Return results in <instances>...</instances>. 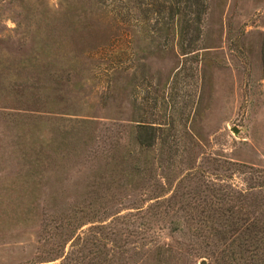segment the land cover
Here are the masks:
<instances>
[{
  "label": "rangeland",
  "instance_id": "obj_1",
  "mask_svg": "<svg viewBox=\"0 0 264 264\" xmlns=\"http://www.w3.org/2000/svg\"><path fill=\"white\" fill-rule=\"evenodd\" d=\"M170 6L183 2L0 0V264L63 263L69 242L53 250L52 215L92 212L82 201L96 197L86 191L103 150L126 147L139 121L160 126L166 142L150 148L144 185L111 189L96 213L126 216L104 221L116 240L109 264H152L150 231L182 243L170 264H206L184 252L199 243L194 223H175L201 209L180 202L202 198L217 212L214 194L240 197L264 181V0H205L200 30L186 33L180 19L168 23ZM157 194L160 219L148 222ZM234 201L229 212L249 209Z\"/></svg>",
  "mask_w": 264,
  "mask_h": 264
},
{
  "label": "trees",
  "instance_id": "obj_2",
  "mask_svg": "<svg viewBox=\"0 0 264 264\" xmlns=\"http://www.w3.org/2000/svg\"><path fill=\"white\" fill-rule=\"evenodd\" d=\"M182 1L183 6H170L169 21L168 23L175 24V19H180L183 32L186 33L190 26L195 25L197 30H200V23L202 20V14L204 13L205 0H176V2ZM163 5V3L161 4ZM169 7V6H168ZM180 13V15H179ZM187 13L193 15L192 19H187ZM120 60V58H118ZM113 63V59L110 60ZM11 105V104H10ZM18 105V104H16ZM44 105V104H42ZM11 108L18 109L19 107L10 106ZM42 107L36 106L32 110L39 111ZM160 126L153 125L150 122L139 121L131 131L129 132L128 144L126 147H118V143L115 142L110 149H104L102 152L101 164L93 174V180L88 183V190L86 195L89 194V190L96 191V197L86 198L82 201V206L92 209V212L88 211L85 214L77 213L82 212L79 207L63 210L60 213L52 215L56 219V225L54 228L57 238L58 253L69 242L70 251L63 255V252H59L58 257L63 256L62 264H79L83 262L86 257V264H109L111 263L110 257L113 256L111 251L115 248V238L112 232L107 237V233L103 232L104 221L109 216L112 217V222H117L126 216H120L119 212H113L107 215L98 216L99 209H105L107 203L112 201L115 197V190L119 187L125 186H137L140 182L144 185V179L146 172L150 169V148L155 146L157 141L166 142V138L157 134V130ZM55 132L52 130V133ZM55 141V140H54ZM62 143V142H61ZM171 156L169 155L168 158ZM35 160L41 159V154L36 153ZM32 169L37 170L38 166L32 163ZM192 171H195L192 170ZM193 174V173H192ZM192 174H186L191 176ZM264 179V178H263ZM95 186V190L91 189ZM111 189H114L111 190ZM264 181H259L256 184L248 185L244 190L240 189L238 193L241 195L237 197L232 195L226 198V193H221L219 196H214L219 201V205L222 210L217 212H208L207 208L214 206L212 201L205 199H194L193 202H180V207L200 208L201 212L193 214L192 212L185 213L184 215H178L175 218V223L180 227L181 224L194 223L195 229L192 231L194 236L192 241H198L199 243H189L186 245L184 252L190 254L193 252L199 253V258L206 257L208 262L206 264H264ZM103 191V192H101ZM255 195L253 192H255ZM107 192V193H106ZM252 193V198H247L246 193ZM260 194V197H259ZM161 195L157 194L153 198L154 204L147 210L148 222L153 219H160L159 215L155 212H151V207H159L163 204V201H159ZM234 197V198H233ZM259 197V198H258ZM172 201L173 198H169ZM233 199H236L235 201ZM228 201V203H227ZM239 202L237 207L249 208L245 211H228L232 210L234 203ZM177 202V201H176ZM169 203V202H168ZM167 203V206H169ZM161 204V205H160ZM171 205V202L169 203ZM229 204V206H228ZM227 205L226 211L224 207ZM172 206H174L172 204ZM152 207V208H153ZM137 212L142 211V206L134 207ZM96 210V211H95ZM206 210V211H205ZM95 211V212H94ZM164 216L166 210L163 211ZM89 213H92L91 215ZM155 221V220H153ZM93 223V225L84 231L82 235L77 231L85 224ZM97 232H95V231ZM181 230V229H180ZM150 231V230H149ZM54 236V235H53ZM149 240L147 244L151 245L149 250L152 252V264H170L171 258L174 257L173 252L179 256L183 253L181 242L178 245L170 243H160V234L157 231H150ZM101 241H105V244ZM175 240L174 242H178ZM101 243V244H100ZM110 244V251L108 254H102L101 247H106ZM103 244V246H102ZM198 247V248H197ZM104 257L101 258V257ZM107 259V260H106Z\"/></svg>",
  "mask_w": 264,
  "mask_h": 264
}]
</instances>
